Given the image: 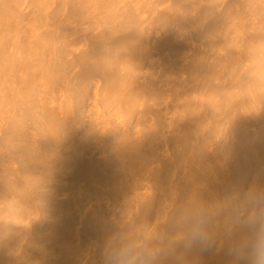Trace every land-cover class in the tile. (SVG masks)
I'll use <instances>...</instances> for the list:
<instances>
[{"label": "bare ground", "instance_id": "6f19581e", "mask_svg": "<svg viewBox=\"0 0 264 264\" xmlns=\"http://www.w3.org/2000/svg\"><path fill=\"white\" fill-rule=\"evenodd\" d=\"M0 264H264V0H0Z\"/></svg>", "mask_w": 264, "mask_h": 264}, {"label": "rangeland", "instance_id": "374dc122", "mask_svg": "<svg viewBox=\"0 0 264 264\" xmlns=\"http://www.w3.org/2000/svg\"><path fill=\"white\" fill-rule=\"evenodd\" d=\"M159 35H160L159 33L156 34L157 37H158ZM200 43H201V42H199V43H198V42H194L193 45H194V46H198V45H200ZM190 52H191V51H190ZM190 52H187V54L189 53V55H191L192 52H191V53H190ZM238 54H240V55L238 56ZM238 54H237L236 56H238V58H240V56H242V53H238ZM182 63H186V61H183ZM182 75H183L182 78H185V73H183ZM252 127H253V128H252L253 131H256V130H257L256 127H254V126H252Z\"/></svg>", "mask_w": 264, "mask_h": 264}]
</instances>
